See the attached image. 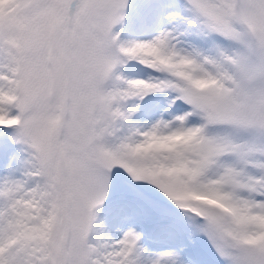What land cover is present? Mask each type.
<instances>
[{"label": "snow or ice", "instance_id": "1", "mask_svg": "<svg viewBox=\"0 0 264 264\" xmlns=\"http://www.w3.org/2000/svg\"><path fill=\"white\" fill-rule=\"evenodd\" d=\"M0 264H264V0H0Z\"/></svg>", "mask_w": 264, "mask_h": 264}]
</instances>
